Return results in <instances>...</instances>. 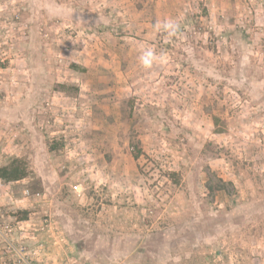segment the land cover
Returning <instances> with one entry per match:
<instances>
[{
	"label": "rangeland",
	"instance_id": "374dc122",
	"mask_svg": "<svg viewBox=\"0 0 264 264\" xmlns=\"http://www.w3.org/2000/svg\"><path fill=\"white\" fill-rule=\"evenodd\" d=\"M14 158L29 264H264V0H0Z\"/></svg>",
	"mask_w": 264,
	"mask_h": 264
},
{
	"label": "trees",
	"instance_id": "16d2710c",
	"mask_svg": "<svg viewBox=\"0 0 264 264\" xmlns=\"http://www.w3.org/2000/svg\"><path fill=\"white\" fill-rule=\"evenodd\" d=\"M27 175V170L23 162L14 158L10 160V162L4 166L0 167V179L4 182L16 181L24 178ZM17 217L20 220L27 219L28 211L27 210H19L16 211Z\"/></svg>",
	"mask_w": 264,
	"mask_h": 264
},
{
	"label": "built area",
	"instance_id": "2783aa9c",
	"mask_svg": "<svg viewBox=\"0 0 264 264\" xmlns=\"http://www.w3.org/2000/svg\"><path fill=\"white\" fill-rule=\"evenodd\" d=\"M11 232L12 229L0 221V239L6 241L7 244V246L6 244L3 246L4 249L0 252V258L8 259L7 254L11 252V255L15 256L18 263L29 264L28 261L24 259L23 249L21 247L13 246V244L10 243L11 241L9 239H11L12 236ZM4 263V260L0 261V264Z\"/></svg>",
	"mask_w": 264,
	"mask_h": 264
},
{
	"label": "clouds",
	"instance_id": "9594fccd",
	"mask_svg": "<svg viewBox=\"0 0 264 264\" xmlns=\"http://www.w3.org/2000/svg\"><path fill=\"white\" fill-rule=\"evenodd\" d=\"M163 27L166 30H170V33H175V31L178 29V25L173 21H166L163 24ZM152 59H153V54L150 50L145 52L144 55L140 57V61L145 68L150 67Z\"/></svg>",
	"mask_w": 264,
	"mask_h": 264
}]
</instances>
